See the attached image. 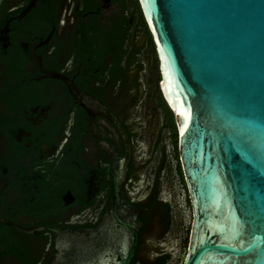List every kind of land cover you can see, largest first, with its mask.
I'll return each instance as SVG.
<instances>
[{"label": "flooded vegetation", "instance_id": "obj_1", "mask_svg": "<svg viewBox=\"0 0 264 264\" xmlns=\"http://www.w3.org/2000/svg\"><path fill=\"white\" fill-rule=\"evenodd\" d=\"M155 57L139 0L0 2V264H27L24 253L33 264H50L55 234L23 230H94L107 208L112 162L98 138L121 155L126 147L109 118L77 102L67 80L81 97L104 104L127 131L132 156L124 193L143 210L144 224L133 259L152 261L140 253L151 235L166 238L173 217L171 201L160 195L168 104L160 86L143 75L145 61L156 71ZM150 110L161 120L151 154L161 158L149 187L136 197L149 166L137 163L140 119ZM161 253L167 252L153 255Z\"/></svg>", "mask_w": 264, "mask_h": 264}, {"label": "water", "instance_id": "obj_2", "mask_svg": "<svg viewBox=\"0 0 264 264\" xmlns=\"http://www.w3.org/2000/svg\"><path fill=\"white\" fill-rule=\"evenodd\" d=\"M139 3L192 209L183 264H264V0ZM67 83L84 108L111 120L125 153L98 138L112 162V188L96 229L23 231L55 234L50 264H131L144 224L143 210L124 193L132 156L127 131L104 104Z\"/></svg>", "mask_w": 264, "mask_h": 264}, {"label": "rangeland", "instance_id": "obj_3", "mask_svg": "<svg viewBox=\"0 0 264 264\" xmlns=\"http://www.w3.org/2000/svg\"><path fill=\"white\" fill-rule=\"evenodd\" d=\"M157 58V57H156ZM151 60V59H150ZM148 62V63H147ZM152 61H145L146 72L143 74L146 78L154 81L155 85L159 87L160 74L158 72V64L153 65L156 69L155 72L151 69ZM141 120V138L139 139L140 150L137 154V163L145 162L149 165L145 171L141 172V180L137 187V195L144 194L145 190L151 183V178L155 167L158 165L161 155L160 152L151 154L152 145L157 137L158 129L161 126L160 117L154 114L151 110L143 114ZM170 138V131L166 128L163 130V143L167 149V170L165 171L162 181V191L160 193L163 199H168L173 205L172 224L166 238L163 240H155L153 235L150 236L148 244L141 251V259L152 258L153 252L156 249H162L163 252L171 254L170 260L167 264H183L187 252V241L192 222V209L188 199V192L184 185L178 171L176 150H173L174 145ZM151 156V157H150ZM150 163V164H149Z\"/></svg>", "mask_w": 264, "mask_h": 264}, {"label": "trees", "instance_id": "obj_4", "mask_svg": "<svg viewBox=\"0 0 264 264\" xmlns=\"http://www.w3.org/2000/svg\"><path fill=\"white\" fill-rule=\"evenodd\" d=\"M154 53H155V51H154ZM155 61L158 64V59L156 57H155ZM157 68H158V66H157ZM161 95H162V93H161ZM166 114L167 115L165 117L166 120H165L164 125H163V130L167 128L170 131V138L173 141L172 143L174 145V150H176L175 155H176V159H177V171H178L184 185L186 186L185 181H184V177H183V173H182V169H181V165H180L179 155H178V131H177V127L175 124L173 113L170 111V108L168 106L166 107ZM170 211H171V209L168 208V206H167V208L165 209V213L168 215V213ZM167 219H168V217H167ZM187 243H188V241H187ZM9 253H11V252H9ZM152 258H153L152 261L150 260V261L142 262V263H137L135 258H134L133 261L131 262V264H167V262L171 258V254L170 253H163V254L161 253L160 255H154ZM24 259L27 262V264H33L32 257L27 256L26 253H24Z\"/></svg>", "mask_w": 264, "mask_h": 264}, {"label": "built area", "instance_id": "obj_5", "mask_svg": "<svg viewBox=\"0 0 264 264\" xmlns=\"http://www.w3.org/2000/svg\"><path fill=\"white\" fill-rule=\"evenodd\" d=\"M173 150H174V148H173Z\"/></svg>", "mask_w": 264, "mask_h": 264}]
</instances>
